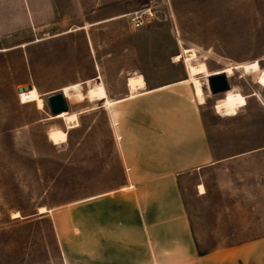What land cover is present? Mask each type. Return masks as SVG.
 <instances>
[{
  "label": "rangeland",
  "instance_id": "1",
  "mask_svg": "<svg viewBox=\"0 0 264 264\" xmlns=\"http://www.w3.org/2000/svg\"><path fill=\"white\" fill-rule=\"evenodd\" d=\"M189 57L219 69L237 64L231 87L249 93L250 75L264 69V0H0V264H86L84 246L72 244L82 218L80 203L72 206L122 176L110 106L88 101L86 89L102 82L108 95L122 96L136 73L162 84L186 73ZM58 91L68 111H83L67 140L53 144L48 131L66 128L47 101ZM222 96L207 97L212 123ZM211 141L227 157L264 144V135ZM181 185L200 252L264 237V152L196 169Z\"/></svg>",
  "mask_w": 264,
  "mask_h": 264
},
{
  "label": "crops",
  "instance_id": "2",
  "mask_svg": "<svg viewBox=\"0 0 264 264\" xmlns=\"http://www.w3.org/2000/svg\"><path fill=\"white\" fill-rule=\"evenodd\" d=\"M206 63L212 72L219 69ZM185 70L154 86L143 74L146 86L133 97L129 90L108 95L114 100L107 116L122 176L118 184L86 194L72 206L75 210L80 203L82 215L73 225L72 244L84 246L86 264H264V237L200 252L181 185L196 169L264 152L261 144L222 157L211 141L264 135V86L257 83L258 74L250 75L248 103L235 114L212 110L220 117L212 123L204 115L207 97L214 95L209 84L200 77L206 102L199 103L186 64ZM235 86L242 92L241 84ZM252 97L258 99L255 105Z\"/></svg>",
  "mask_w": 264,
  "mask_h": 264
},
{
  "label": "bare ground",
  "instance_id": "3",
  "mask_svg": "<svg viewBox=\"0 0 264 264\" xmlns=\"http://www.w3.org/2000/svg\"><path fill=\"white\" fill-rule=\"evenodd\" d=\"M123 16V14L116 15L111 18L103 19V20H109V19H117V17ZM99 20L95 23H89L86 25H82V27L89 26L92 24H97L100 21ZM192 47L196 50L197 47L192 45ZM182 58V54H176L173 57L174 61H179ZM188 80L191 81L193 88H194V95L195 98L198 99L199 103H205L206 98L203 90V81L200 79V77H204L206 80V84H209L208 76L211 74H217V73H226L228 76H231L235 73V71H238V65L237 64H228L224 66L221 69H217L216 72H212L209 67L208 63H205L204 61L197 60L196 58L189 57L188 59ZM257 83L264 86V69L260 73V75L256 78ZM127 87L129 90V97H133L141 88H144L146 86V82L144 80V76L142 73H136V75L128 76L126 79ZM207 84V85H208ZM209 87V86H208ZM63 94V93H62ZM64 95V94H63ZM252 95H259L257 92L252 93ZM49 96V95H48ZM86 96L88 101H97L102 100L103 104L112 106L114 104V100H111L108 97V93L105 87V84L100 82L99 84L88 86L86 89ZM248 96L245 93H242L241 90L237 86H232L231 88L227 89L225 93H223L222 99H219L217 102L214 103V108L217 113H223L229 110H239L244 105L248 103ZM66 99V98H65ZM123 100V99H122ZM38 102L39 107L44 106V102L42 98H37L36 100ZM48 101V97H47ZM67 101V100H66ZM95 108V107H90ZM83 111V110H82ZM82 111H65L61 112L59 114H56L55 117L60 118L64 120L66 128H51L48 131V138L53 144H60L67 140V134L68 130L73 127H77L79 125V119L78 114ZM52 115V114H51ZM201 189V193L205 192V188L202 185H199ZM40 212H48L50 210L46 209L44 206H41L39 208ZM20 215L19 211L14 212V217Z\"/></svg>",
  "mask_w": 264,
  "mask_h": 264
},
{
  "label": "water",
  "instance_id": "4",
  "mask_svg": "<svg viewBox=\"0 0 264 264\" xmlns=\"http://www.w3.org/2000/svg\"><path fill=\"white\" fill-rule=\"evenodd\" d=\"M208 80L212 94L225 93L227 89L231 88V83L226 73L212 74L208 76ZM29 86L31 85L29 84ZM26 88L27 87H20L19 91H24ZM48 102L52 115L69 110L68 102L60 91L51 93L48 96Z\"/></svg>",
  "mask_w": 264,
  "mask_h": 264
},
{
  "label": "built area",
  "instance_id": "5",
  "mask_svg": "<svg viewBox=\"0 0 264 264\" xmlns=\"http://www.w3.org/2000/svg\"><path fill=\"white\" fill-rule=\"evenodd\" d=\"M132 15H133L132 20L134 21V25L135 26H142L144 23L143 15L139 12H134V14H132Z\"/></svg>",
  "mask_w": 264,
  "mask_h": 264
}]
</instances>
